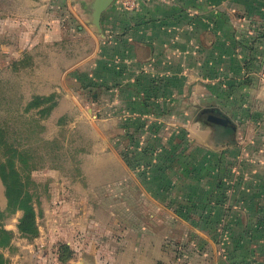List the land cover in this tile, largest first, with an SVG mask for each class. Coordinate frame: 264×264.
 Listing matches in <instances>:
<instances>
[{
	"label": "crops",
	"instance_id": "obj_1",
	"mask_svg": "<svg viewBox=\"0 0 264 264\" xmlns=\"http://www.w3.org/2000/svg\"><path fill=\"white\" fill-rule=\"evenodd\" d=\"M24 1L27 14L18 21L7 19L2 29V71L17 73L21 82L33 80L31 91L19 93L23 99L32 93L54 94L57 104L65 105L62 114L75 115L65 127L69 132L89 129V138L71 153L77 161L72 170H50L65 183L49 187L45 201L35 205L37 236L23 235L18 223L4 224L0 217V226L14 232L11 243L0 247L6 264H184L173 251L184 238L170 236L164 225L200 226L198 232L228 242L232 208L226 202L234 191L243 202L237 211L264 209V171H234L229 164L231 149L238 153L233 160L242 156L243 162L251 161L247 142L256 138L235 137L246 127L252 131L264 116V0H112L102 13V29L93 22L96 0ZM228 1L242 10L240 28L233 8L218 9L219 2ZM29 25L32 29H25ZM40 50L61 57L52 61L55 75L39 77ZM29 55L33 79H23L22 59ZM182 99L195 107V126L202 124L205 108L231 120L226 127L205 117L217 127L218 137L193 141L209 147L211 161L227 158V171L217 166L201 170L202 155L200 161L197 157L200 169L184 170L178 158L167 165L164 145H151L153 131L162 128L153 120L162 121ZM95 113L101 115L96 121L86 116ZM204 179H210L209 187H203ZM219 184L220 191L213 192ZM202 193L214 197L204 203L194 200ZM193 200L192 214H187ZM8 201L0 178V214ZM150 201L157 212H149ZM197 208L202 211L196 213Z\"/></svg>",
	"mask_w": 264,
	"mask_h": 264
},
{
	"label": "rangeland",
	"instance_id": "obj_2",
	"mask_svg": "<svg viewBox=\"0 0 264 264\" xmlns=\"http://www.w3.org/2000/svg\"><path fill=\"white\" fill-rule=\"evenodd\" d=\"M237 4L238 3H232L231 1L219 2L218 9L224 11L227 8L231 10L233 8V18L240 28L242 27L240 21L242 10H237V8H240ZM24 7H26L24 0H0V178L2 179V170L7 172L10 171V173L12 169L16 172L18 171L33 194V202L36 205L38 201L42 203L45 201L44 198L49 192V187L65 183V179L51 174L52 171L50 170L58 169L66 172V170L69 171L74 168L73 165H75L77 161H75V159L71 160L70 157L72 156L70 155L75 149L77 150L84 144H87L86 141L89 138V129L78 128L76 131L69 132V128H66L65 124L70 121L71 116L74 118L75 115L62 114L61 110L64 109L63 106L65 105L62 104L60 106L57 104L58 102L54 94L40 95L36 93L33 95L31 92L32 95L30 93V99H23V96H18L19 93L21 94L22 90H27L26 92L31 91L36 84L32 82L33 80L21 82L17 78V73L10 74L7 71L5 73L2 71L1 61L3 51L1 50V43L3 42V37H5L3 36L5 31L2 29H4L7 19L14 18V21H18V16H25L27 11ZM220 20L223 22L224 16H221ZM25 29H32V27L29 25L28 27L26 26ZM17 34L19 33L15 31L14 35L16 37ZM39 52L40 55L37 58L39 64L36 67L39 72V77L41 76L44 78L45 76L49 77L50 74L55 75L57 68L52 66V61H59L61 57L52 53L50 50H40ZM22 61L23 66H21V70H24L22 74L23 79H33V72H31L33 71V67L27 65L29 63L33 64L34 58L29 55L28 58H23ZM16 68L18 69V67ZM88 100L89 103L92 102V98ZM86 116L96 121V118L101 115L95 113L93 115L86 114ZM197 118L198 114L195 113V107L182 99L180 102L176 101L172 105V112L169 115H165L162 121L157 123L159 119L153 120L155 124H158L162 128L153 131V135L150 139L153 141L151 145L154 148L157 147L155 145L157 142L158 145H164L163 153L166 152V154L169 155V159L164 163L171 165L174 163L173 159L178 158L182 164L179 162L177 164L184 170L200 169L201 165L199 161L202 155L206 158V161L201 163V170H203V168L209 170L217 166L218 169L227 171L226 169L231 168L230 165L232 164V169L234 171L238 169L249 171L260 169L264 171V156L260 157L263 162H260L258 159L259 155H262V152L264 155V116L261 118L260 125L251 127L252 131L251 129L248 130L246 127L244 133L240 134L239 132L237 137H235H239L238 141L243 139L246 140V138H256L254 139L255 142H247L251 144H249L247 148L253 152V155L251 154V161L247 163L243 162L241 160L242 156L233 160L234 157L238 156V153H235V149H231L229 151L230 165H227V158L225 161L223 158L220 159L219 156H215V160L211 161L209 158V147H200L198 144V146H194L193 141L197 138H203L206 142H210L211 139H216V137H218L217 127L208 123L205 117H203L204 119L201 125L195 126L194 121L197 120ZM54 123L63 124L62 129L59 130L57 127L55 128L53 125ZM143 135V132H139L137 136L143 138ZM170 146L173 148L170 149ZM169 149L170 151H168ZM240 155L241 154H239V156ZM197 157L199 161H197ZM11 163L14 164L13 168ZM180 167L175 166L173 168L179 169ZM209 180L210 179H204V181H202L203 187L204 185H207V187L211 185L207 183ZM214 180L216 181V179ZM230 180L232 183L237 179ZM230 180L228 181L230 182ZM157 185L154 186L157 187ZM251 186L256 189L255 185ZM214 188L215 190L212 191L216 192V186H214ZM249 190L252 189L249 188ZM230 191L231 189L228 190L229 195ZM229 195L226 193H217V196L224 200H227L226 198H228ZM256 196L257 194H251V197L256 198ZM213 197V194L207 195L202 193L198 194L194 200L204 203L209 202ZM241 198L242 197H239L238 193L234 191L230 200L227 202L225 201L226 204L228 203L232 208L229 210L232 224L230 225V237L228 242L219 240V238L214 237L207 231L198 232L199 230L197 229L202 230L200 226L194 227L187 223H178L177 221L175 224L169 223L168 227L164 225L162 229L167 231L170 236L177 235L180 239L184 238V241L173 249L177 255V260L184 264H263L264 254L259 251L263 249L260 246L259 240L263 237L261 232H264L261 231L260 227L257 228L261 232H252V230L256 228L254 225H250L251 232L243 228H248L247 221L252 224L255 223L254 213L256 209L250 208V210L237 211L236 209H239L240 205H243V202H240L242 201ZM194 200L189 204L190 210L187 211V214L188 212L192 214ZM244 203L246 204L245 201ZM219 204L221 203L219 202ZM153 205L152 201H150V204H147V207H150L149 212H157V209ZM255 205V202H250L251 207ZM17 206L16 200L9 199L6 209L1 211L0 214L4 224L7 223L10 225L19 223V219L23 212ZM139 210L141 211V209ZM19 211L22 212L21 215L18 214ZM201 211L202 210L198 208L195 210L196 213ZM209 213L210 210H207L206 216L209 215ZM246 213H248V217H246ZM167 214V217H169V212ZM165 216L166 215H164V217ZM170 216L172 217V215ZM0 223L3 224L2 221H0ZM153 227L157 228L156 225ZM190 227L197 231L190 230ZM226 250L230 251V257L224 254Z\"/></svg>",
	"mask_w": 264,
	"mask_h": 264
},
{
	"label": "trees",
	"instance_id": "obj_3",
	"mask_svg": "<svg viewBox=\"0 0 264 264\" xmlns=\"http://www.w3.org/2000/svg\"><path fill=\"white\" fill-rule=\"evenodd\" d=\"M129 163L135 168H139L140 166L139 164H137L136 161L134 162L131 161ZM155 164L156 163H154L153 165ZM148 165H150V163L148 162L144 163V166H148ZM11 166L13 168L14 164L11 163ZM1 175H2L3 182L6 186L7 196L9 197V199L16 200L18 204L17 207L23 212L21 218L19 219V223H18V228L20 232L23 235L30 237V238L37 236L39 234V228H38V223H37V211L35 208V204L33 202V194L27 187L25 180H23L19 172L18 171L16 172L14 169L11 170V173L10 171L7 172V171L2 170ZM220 187H221V184H219L216 189L220 191ZM254 217L256 220L255 223L252 224L248 222L247 223L248 225L246 224L248 228L246 227H243V228L251 232L250 225H254L256 226V228H254L252 232H256V231L264 232V209L262 210L256 209L254 213ZM228 227H229L228 231H230L231 226L229 225ZM257 227H260L261 231H259ZM222 228H225V227H222ZM261 234H263V237L260 238L259 242L261 244L260 246L263 248L262 250H264V233L261 232ZM13 236H14L13 231L0 227V247L9 245L11 243ZM262 250H259V251L264 254V251ZM6 263H7V258L0 251V264H6Z\"/></svg>",
	"mask_w": 264,
	"mask_h": 264
},
{
	"label": "water",
	"instance_id": "obj_4",
	"mask_svg": "<svg viewBox=\"0 0 264 264\" xmlns=\"http://www.w3.org/2000/svg\"><path fill=\"white\" fill-rule=\"evenodd\" d=\"M112 0H96L93 5V22L97 25L99 29L101 28V16L103 11L111 4ZM205 112L213 111L212 108H205ZM208 119L211 122L223 125V126H231V120L224 116V115H218L215 113H211V115L208 117Z\"/></svg>",
	"mask_w": 264,
	"mask_h": 264
},
{
	"label": "flooded vegetation",
	"instance_id": "obj_5",
	"mask_svg": "<svg viewBox=\"0 0 264 264\" xmlns=\"http://www.w3.org/2000/svg\"><path fill=\"white\" fill-rule=\"evenodd\" d=\"M210 115H211L210 112H208V113L204 112V113H203V116H205L207 119H208V117H209Z\"/></svg>",
	"mask_w": 264,
	"mask_h": 264
}]
</instances>
